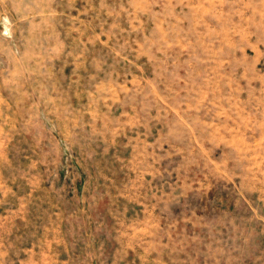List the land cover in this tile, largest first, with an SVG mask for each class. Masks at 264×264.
I'll use <instances>...</instances> for the list:
<instances>
[{
	"label": "rangeland",
	"instance_id": "obj_1",
	"mask_svg": "<svg viewBox=\"0 0 264 264\" xmlns=\"http://www.w3.org/2000/svg\"><path fill=\"white\" fill-rule=\"evenodd\" d=\"M0 264H264V0H0Z\"/></svg>",
	"mask_w": 264,
	"mask_h": 264
}]
</instances>
